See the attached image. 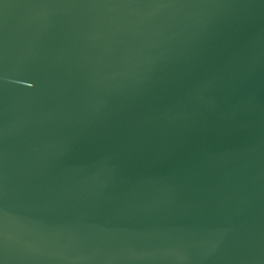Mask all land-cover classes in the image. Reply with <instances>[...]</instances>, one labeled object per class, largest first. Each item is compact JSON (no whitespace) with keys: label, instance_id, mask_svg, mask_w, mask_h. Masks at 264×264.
<instances>
[{"label":"water","instance_id":"water-1","mask_svg":"<svg viewBox=\"0 0 264 264\" xmlns=\"http://www.w3.org/2000/svg\"><path fill=\"white\" fill-rule=\"evenodd\" d=\"M0 264H264V0H0Z\"/></svg>","mask_w":264,"mask_h":264}]
</instances>
